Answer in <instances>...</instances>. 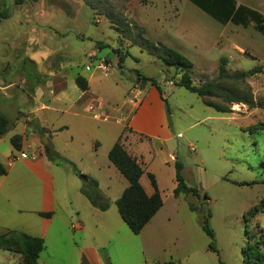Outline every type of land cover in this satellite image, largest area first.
Instances as JSON below:
<instances>
[{
    "label": "rangeland",
    "instance_id": "1",
    "mask_svg": "<svg viewBox=\"0 0 264 264\" xmlns=\"http://www.w3.org/2000/svg\"><path fill=\"white\" fill-rule=\"evenodd\" d=\"M4 1L7 7L14 5L15 9L0 24V70L7 61L13 74L17 62L43 57L73 70L79 67V71L91 64L87 73L99 76L101 85L116 86L119 93L123 87L139 84L138 78L161 81L169 122L182 132L174 146L176 161L181 164L186 185L198 191V195L181 192L175 196L176 162L161 165L153 161L149 168L157 176L163 204L140 233L133 234L115 205L121 193L117 191L120 181L111 174L98 177L99 193L108 206L104 211L93 210L81 193V188L88 186L81 178L86 174L74 173L76 165L63 161L66 172L55 175L54 191L67 224L60 222L59 214L55 216L51 235L39 255L41 264H89L80 253L84 246L96 250L99 264H243L242 249L249 238L261 241L264 251V213L249 214L264 195V97L258 94V77L218 79V68L201 74L202 65L195 50L171 46L194 62L190 72L193 84L213 80L236 95L252 97V106L213 98L235 113L217 112L205 106L195 93L175 84L178 70L139 46L143 39L172 45L162 33L175 37L185 31L212 34L223 27H238L247 33V46L256 48L260 40L264 41V0H25L23 8L14 0ZM37 12L51 14L45 22L57 33L49 29L29 35L31 25L25 24V13L33 19ZM107 13L126 24L128 30L126 26L117 30ZM205 17L213 19L216 25ZM236 39L241 40L242 36ZM97 45L101 47L98 49ZM123 47L127 54L118 65L115 52ZM95 50V56L88 57ZM222 55L216 48L209 59L219 65ZM105 57L112 61L107 78L94 68L96 61ZM223 64L226 68L234 65L226 59ZM261 64L264 69V54L256 58L247 56V61L237 68L249 70ZM164 79L172 84L164 85ZM236 104L239 106L232 110ZM97 158L102 164L108 163L105 152H98ZM76 164L92 167L86 155ZM141 182L146 190L153 188L146 174ZM204 220L213 232L212 244L202 228ZM78 221L81 230L75 227Z\"/></svg>",
    "mask_w": 264,
    "mask_h": 264
},
{
    "label": "crops",
    "instance_id": "2",
    "mask_svg": "<svg viewBox=\"0 0 264 264\" xmlns=\"http://www.w3.org/2000/svg\"><path fill=\"white\" fill-rule=\"evenodd\" d=\"M18 6L23 8L25 5ZM53 13L52 11L51 14ZM25 14V24L31 25L29 35L49 29L57 33L49 22H45L49 20L51 14L35 13L33 19H42L40 22L29 18V13ZM205 19L211 25H216L210 17ZM237 28L223 27L219 31H213L212 34L204 31L188 34L185 31L175 37L162 34L170 38L172 42L170 47L195 50L193 52L202 65L201 74L218 68L217 61L209 59L210 53L216 48L228 63H234L231 68L227 66V72L229 73V69L235 73L247 71L237 68L247 61V56L256 58L264 54V41L260 40V45L256 48L247 46L246 31ZM236 36H242V39L237 40ZM206 42L209 44L206 45ZM42 43L45 41L42 40ZM99 47L101 46L97 45L98 49ZM96 51L89 53L88 57H94ZM119 51L120 54L117 53V49L115 52L118 65L127 54L124 47L122 50L119 48ZM225 54L228 56L225 57ZM120 56H122L121 60H119ZM103 59L109 65L112 64L111 59L107 57ZM86 65L79 71V67L75 70L63 67L56 60L48 61L43 57L33 60L27 58V61L16 63L12 74L11 63L7 61L2 63L0 91L6 90L8 93H0V114L7 117L9 125L5 133L0 136V164L5 169V174L0 175V235L8 231H17L40 237L44 240L43 249H45V241L51 235L55 216L59 214L60 222L64 226L67 224V216L63 214L54 191L55 175H64L66 172V168L64 169L66 162L63 161L67 160L76 165L77 172L86 174L85 181L87 177L95 179L99 187L101 184L98 177L114 175L121 185L117 191L122 192L127 185V182L122 181L120 177L122 175L109 160L108 163L105 161L102 164L97 158L98 152H105L107 156L119 137L125 150L143 168L139 179L141 185H143L142 176L151 174L158 186L157 176L149 168L153 161L161 165L169 164L172 162L168 159L169 154H173L175 157L173 162L176 161L174 146L182 137V132L169 122L167 102L160 88L161 81H156V85H153L149 82L144 83L138 78V83L143 89L141 100L137 105H130L126 102V97L135 84L123 87L122 92L119 93L116 86L109 83L101 85L99 76L88 74ZM194 65L193 62L192 68ZM255 67L260 68V71L253 75L258 77L260 85L257 89L258 94L264 97L263 64ZM76 76L86 80V90H81L76 85ZM17 81L20 83L18 86ZM170 84L171 81L164 79V85ZM95 99L101 101L104 112L111 115L109 121H96L86 113V105ZM122 104V109L118 110L116 107ZM230 113L235 112L230 111ZM120 114L124 116L123 122L118 120ZM13 136L20 137V150L15 149L11 144L10 139ZM27 145L30 148H27ZM71 151L75 152L74 155L69 154ZM21 152H24L25 156H21ZM80 155H86L92 167L78 166L76 163L80 160ZM12 157H14L12 163H8ZM142 187L148 195L154 191L153 188L146 190L144 186ZM93 210L98 209L93 207ZM79 222L75 227L81 230ZM80 253L85 256L89 264H99L96 250L93 248L81 247ZM21 258L20 253L0 248V264H19ZM38 263L41 264L39 257Z\"/></svg>",
    "mask_w": 264,
    "mask_h": 264
},
{
    "label": "trees",
    "instance_id": "3",
    "mask_svg": "<svg viewBox=\"0 0 264 264\" xmlns=\"http://www.w3.org/2000/svg\"><path fill=\"white\" fill-rule=\"evenodd\" d=\"M37 1V0H32ZM14 4L20 5L23 0H14ZM87 2V1H86ZM89 5V2L87 3ZM11 13V8L7 7L4 0H0V22L8 19ZM106 17L110 20L112 25L116 29L128 30L127 25L118 22L109 13ZM122 27V28H120ZM264 33V27L261 29ZM139 45V44H138ZM145 48L150 54L161 59L166 65L174 67L178 70L176 75L179 78L175 82L176 85L181 86L189 92L195 93L199 96L204 105L209 106L217 112H230V107L219 103L213 98L223 97L225 102L228 103H243L252 106V97H242L234 94L232 91H228L224 87L220 86L217 81H203L198 85L193 84L191 79V68L193 63L181 52L173 47L154 44L147 39H143V45H139ZM117 53L120 54L119 49ZM122 56H120V59ZM224 58L220 59L218 65V79L223 78H236L245 79L253 76L255 73L260 71L259 67H254L247 71L236 72L232 75L226 70L223 64ZM141 80L144 83L149 82L150 84L156 85V80L151 77H142ZM75 83L81 90L87 89V82L81 76L75 77ZM9 125V120L3 114H0V136L5 133ZM11 144L17 150L21 149V139L18 136H13L10 139ZM110 163L119 171V173L126 179L127 185L122 190L120 196L115 200V205L121 219L125 222L127 227L133 234H138L144 228V226L151 220V218L161 208L163 202L161 195L157 189V185L153 175L149 174L150 183L154 189L151 195H148L143 189L139 179L143 173V168L132 157L124 148L121 137H119L107 154ZM175 183L176 186L173 190L174 195L177 196L179 193H192L198 195V191L194 187L186 185L181 175V164L175 161ZM75 172H77L75 170ZM5 174L4 167L0 164V175ZM88 186L81 188V193L89 200L90 204L99 209L106 210L108 204L103 200V196L100 195L98 189V182L95 179L87 177ZM264 182V181H263ZM258 213H264V195L260 202L252 207L249 211L250 216H255ZM42 215H48L41 213ZM202 228L207 236L213 241V232L208 226L206 220L203 221ZM262 242L259 240L251 241L250 238L247 240V245L242 249V260L243 264H264V251L261 248ZM0 248L7 249L12 252L20 253L22 258L19 264H39L38 257L39 253L44 248V240L40 237H33L17 231H8L0 235ZM163 264H173L172 262Z\"/></svg>",
    "mask_w": 264,
    "mask_h": 264
},
{
    "label": "built area",
    "instance_id": "4",
    "mask_svg": "<svg viewBox=\"0 0 264 264\" xmlns=\"http://www.w3.org/2000/svg\"><path fill=\"white\" fill-rule=\"evenodd\" d=\"M109 63L105 60V59H99L96 61L94 68L98 69L101 71V76L102 77H107L109 74ZM85 69L87 71L91 70V64H88L85 66ZM143 93V89L139 84H136L134 86H132L128 92L127 95V99L126 102L130 105H137L139 104L140 100H141V96ZM239 105H233L232 110H235V108H237ZM123 107L122 105L117 106L116 108L118 110H121ZM86 113L94 120L96 121H102V122H106L109 121L111 119V115L109 113H105L104 112V105L101 101L99 100H92L90 101L85 108ZM123 115H119L118 120H120L121 122L124 121L123 119ZM180 136V135H179ZM27 148H30L29 145H27ZM21 156H25L24 152L20 153ZM14 157H12L10 160H8V163H12ZM168 159L170 161L175 160V157L173 154H169L168 155Z\"/></svg>",
    "mask_w": 264,
    "mask_h": 264
},
{
    "label": "water",
    "instance_id": "5",
    "mask_svg": "<svg viewBox=\"0 0 264 264\" xmlns=\"http://www.w3.org/2000/svg\"><path fill=\"white\" fill-rule=\"evenodd\" d=\"M24 2H25V0H23V2L21 4H23ZM13 7H14V5L11 6V12L13 10ZM81 178L85 180L86 179V176L85 175H81Z\"/></svg>",
    "mask_w": 264,
    "mask_h": 264
}]
</instances>
